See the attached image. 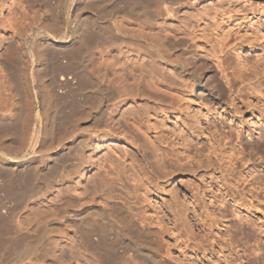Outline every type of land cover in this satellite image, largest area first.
Returning a JSON list of instances; mask_svg holds the SVG:
<instances>
[{
  "label": "rangeland",
  "instance_id": "374dc122",
  "mask_svg": "<svg viewBox=\"0 0 264 264\" xmlns=\"http://www.w3.org/2000/svg\"><path fill=\"white\" fill-rule=\"evenodd\" d=\"M174 1L142 0L137 10L136 1L108 0L77 11L71 0H28L52 20L59 16L67 35L75 32L67 19L76 9L104 26L116 20L124 39L84 32L44 67L48 87L65 99L61 130L96 100L91 80L110 88L113 101L101 127L91 125L95 113L79 123L88 126L78 131L87 140L67 146L66 137L44 150L53 155L46 157L48 176L30 195L0 167V264H151L142 255L154 264H264V0ZM65 74L67 83L60 81ZM200 80L216 87L218 98L200 94ZM132 141L152 147L144 152ZM109 196L125 203L137 224L123 226L128 218L119 208L110 222L91 209L84 226L99 245L78 223L60 219L61 208Z\"/></svg>",
  "mask_w": 264,
  "mask_h": 264
},
{
  "label": "bare ground",
  "instance_id": "6f19581e",
  "mask_svg": "<svg viewBox=\"0 0 264 264\" xmlns=\"http://www.w3.org/2000/svg\"><path fill=\"white\" fill-rule=\"evenodd\" d=\"M71 1L77 11L91 4L101 3L104 5L108 3V0H102L101 2L99 0ZM133 1H136L135 9H139L142 0ZM161 1L166 7L175 2L174 0ZM76 9V13L71 18H66L67 22L76 24L75 32L72 35H67L62 30L64 29L62 27L64 21L58 19L59 16L52 20L48 9L42 10L41 14L39 10L31 7L28 0H0V167L9 170L10 181L12 180L13 183L16 182V185L19 183L23 186L19 189L22 195H30L47 179L48 173L44 172V167L48 165V158H46L48 153H45L44 150H49L66 137L71 138L70 142L65 144L67 146L75 144L81 137L87 140L89 135L83 131H78L88 129V126L87 124L79 126V123L81 121L86 122L88 116L95 113L98 116V120L93 121L91 125L94 128L101 127V123L106 122L104 121L106 113L113 101L112 90L98 81L91 80L92 76L90 79L92 81L91 88L88 91L95 95L96 100L83 105L82 115H76L73 119L70 118L68 126L61 130L60 122L66 116L62 109L65 99L48 87L49 84L43 79L44 67L59 58V54L63 50L60 51L58 47L73 45L76 42L75 40L84 32L96 31L100 37L115 41L124 39L116 20L111 18L108 25L104 26L95 16H83ZM67 22H65L66 26ZM66 43L69 44L67 45ZM26 44L29 45V48H25ZM16 58L19 61L18 66H15ZM75 62L78 67L82 66L74 58L70 59L69 64ZM194 63L193 75L195 77L203 69V62L200 58L195 60ZM14 66L18 69L19 81L15 82L16 84L12 81L13 74L11 73V69ZM80 73L85 79H89L88 75L91 74H88L85 69L81 70ZM69 80L66 74L60 77V81L63 83H67ZM195 86L200 94L209 91L210 94L215 96L216 92H218L217 88L215 87L214 89L211 83L206 84L201 80L195 83ZM157 89L168 91V89H164L161 86H157ZM9 90H11L12 94ZM155 93L157 96L159 95L157 92ZM139 94L143 95L142 93ZM10 95L12 96V102L9 104ZM150 98L146 97L144 99L147 106L150 103ZM215 98H218V96L216 95ZM152 101L155 105L164 106L162 99L153 98ZM39 102L42 104V109L38 108L37 110ZM150 113L151 111H148V114ZM145 114L139 113L141 117H144ZM129 121L136 124L133 117ZM139 130H141L140 125ZM132 143L139 149H143L144 152L152 147L148 142L141 143L142 145L140 143L138 145L135 141H132ZM155 151L159 152V150ZM122 157L124 158L122 162L126 163L129 155L124 154ZM106 176L108 177V174ZM13 185L10 187L12 188ZM110 197L105 198L102 203H98L93 199L92 203L94 205L82 208L73 207L71 212L69 209L61 208L60 219L65 222L78 223L85 231V238L88 242L93 245H99L102 243L101 239L90 237L91 228L84 226L91 221L90 215L87 213L91 209L97 208L104 218L109 220V214L111 215V212L114 211L113 209L119 208L128 218V220L124 219L126 221H122L123 226H129L130 221L132 224H137V220L134 214L130 212V208L122 201L111 200L112 197ZM72 200L74 198L69 196L66 199V203L69 204ZM115 226L120 230L123 229V226ZM138 228L142 230L140 226ZM142 257H144L146 262L154 264L151 259L152 255H142ZM155 262L157 264H171L166 260H155ZM239 264L244 263L241 262Z\"/></svg>",
  "mask_w": 264,
  "mask_h": 264
}]
</instances>
